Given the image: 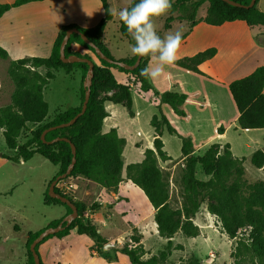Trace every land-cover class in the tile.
<instances>
[{
    "label": "trees",
    "instance_id": "1",
    "mask_svg": "<svg viewBox=\"0 0 264 264\" xmlns=\"http://www.w3.org/2000/svg\"><path fill=\"white\" fill-rule=\"evenodd\" d=\"M37 1L44 0H16L11 4L0 2V19L13 8ZM100 1L103 6L104 17L96 26L91 28H83L75 24L63 26L54 41L52 52L48 57H27L13 61L17 69L11 75L17 87L12 96L11 104L0 107V128L4 130L3 135L8 148L16 152L15 156H7V158L20 163L31 160L35 155H40L57 166L58 172L47 185V199L45 202L63 206L66 209V216L72 213V209L60 200L51 198L49 196V187L52 181L65 173L72 164L71 143L76 147V163L71 174L63 180L83 177L98 183L104 188L115 191L123 181L122 154L126 140L119 137L116 129H112L105 134L102 133L103 120L108 115L104 106L106 101L122 104L132 114V85H140L142 91L153 90L155 95L160 98L161 104H168L177 115L186 117V112L183 109V105L187 100L186 94L174 91L160 93L154 89L149 79L141 75V71L148 67L150 56H144L140 65L132 71L98 58L100 65H94L91 96L86 112L73 125L53 129L46 134L47 141L62 138L68 139L70 142L59 140L53 144H46L42 141L41 136L45 130L67 123L77 116L82 110L85 99L86 89L84 81L89 65L87 63H63L60 58L61 43L69 29L77 28L114 62H124L133 65L138 58L137 55H134L131 59L116 60L104 45L103 34L107 24L113 19V15H110L108 11L110 9L108 0ZM234 1L242 5H249L251 2V0ZM259 1L257 0L256 4L251 8H243L232 6L223 0H174L172 9L168 12L169 16L166 18L164 29H170L171 24L175 20L186 21L187 30L183 33L184 40L199 22H205L212 26H221L225 23L243 21L250 28H264V12L257 7ZM138 2L139 0H132L127 7L130 8ZM205 4H208L209 7L204 16L199 18V10ZM119 31L122 37L127 39L130 44L134 43L121 21L119 22ZM74 43L87 48L96 55L95 50L86 44L80 35L72 34L66 46L67 56L77 55L91 59L87 55H81L79 52L74 51L72 48ZM216 54V48H209L193 56L176 60L175 64L184 69L203 74L199 69V65L213 58ZM8 58V51L0 46V59L7 60ZM41 67L47 68L46 74L42 75L37 70ZM75 68L82 71L80 105L58 113L50 122H46L43 126L32 131L28 140L21 145L19 138L21 133L28 128V125H39L48 116L49 106L44 99V90L55 77L53 71L64 69L70 73ZM120 73L131 76L129 84L120 85L118 83L117 77ZM112 90H116V93L112 96L106 95L100 98L102 93ZM229 91L239 112V127L241 129H264V65L257 67L250 75L232 81L229 84ZM158 108L160 110L159 106ZM150 124L155 130L154 146L156 151L148 149L145 152V159L141 163L128 165L127 179L144 192L154 207V219L158 233L161 237L168 239V243L166 248L158 253V257L145 259L146 250L141 243L142 237L137 236L132 238V244H125L120 247L121 253L129 258L131 264H165L171 255L174 245L172 239L178 230H181L185 237H198L199 228L190 220V215L199 212L206 197H215L218 204L210 202L207 206V211L218 219L230 239L238 237L239 229L250 228L248 236H246V232H241V237H238V244L233 253L235 258L233 264H248L249 259H257L264 262V181L251 184L244 179L241 162H244L246 158L235 157L229 144L222 147L223 153H221L222 148L215 144L210 146L203 155H195L192 139L180 135L161 110L159 116H153ZM164 129H167L171 135H176L182 143L181 152L185 166L181 181L185 190V203L181 212L184 213L185 221L178 225L174 222V216L181 212L175 211L170 207L171 196L168 191V176L159 166V159L163 161L171 159L163 150L162 133ZM218 132L223 133L222 126L218 129ZM250 162L256 168H263L264 152L261 150L254 152L250 157ZM197 165H201L204 174L210 176L209 180H201L196 176ZM228 167L234 170L238 179L230 187L225 188L222 184V175L223 171ZM55 191L69 198L77 206L78 217L69 227L47 237L37 246L36 250L40 256L41 264L45 263L39 252L40 246L51 238L66 237L74 229L79 235L90 237L95 243L91 252L100 254L101 249L108 241L99 233L96 225L89 220L88 207L84 203L75 202L71 196L64 194L57 186ZM94 207H97V205H93L91 209H95ZM62 220L63 218L53 221L41 230L28 233L25 244L27 264H35L30 250L32 242L45 229L57 227ZM14 229L17 232L19 231L18 226H15ZM176 249H182V246L177 245ZM189 264H200V261L192 258Z\"/></svg>",
    "mask_w": 264,
    "mask_h": 264
},
{
    "label": "crops",
    "instance_id": "2",
    "mask_svg": "<svg viewBox=\"0 0 264 264\" xmlns=\"http://www.w3.org/2000/svg\"><path fill=\"white\" fill-rule=\"evenodd\" d=\"M14 1L16 0H0L2 3L9 4ZM131 1L132 0H108L110 8H115L117 10L127 7ZM262 2L263 0H260L257 7L260 11L264 12ZM24 12H26L25 14H29L26 20L24 19L25 21L16 22L17 16ZM168 16L169 13L155 20L158 33L164 30L165 21ZM203 16L204 14L199 16V18ZM103 17L104 10L100 0H44L31 2L11 9L0 19V46L8 51L9 58L14 61L24 58L23 55L19 56V54L15 55V53H13V48L11 49L10 46L15 45V42L22 47L29 42L27 46L30 45L33 50H31V53H27L25 55L26 57H46L51 54L54 41L63 26L75 24L83 28H91L96 26ZM119 22L118 16H113V19L107 24L103 34V43L109 49L113 57L115 48L113 47L112 40L115 38L109 39L108 30L110 25L113 24L117 29V34H120ZM180 25H187V23L186 21L175 20L171 24V28L165 31V34L174 31V29ZM17 26L20 27L17 29ZM237 30L245 31V36L248 37L246 44H243L244 52L247 53H244L242 56H240L242 47L236 49L235 47L231 48L225 45V41L230 37L234 38L240 35L239 32L235 34ZM17 31L25 35L18 38L9 37L12 33ZM45 34L48 35L44 38ZM120 37V40L125 39L121 34ZM259 40L264 41V28H250L243 21L225 23L221 26H212L205 22H199L192 28L182 42L178 51L177 60L193 56L209 48H216L217 54L199 65V69L203 74L184 69L174 63L165 67L164 75L160 79L154 81L149 79L154 89L160 93L174 91L187 95V100L183 105L186 117L177 115L168 104H161L160 98L155 95L153 90L148 92L142 91L140 85H132V114L122 104H115L109 101L105 102V111L108 115L103 120L102 133L105 134L112 129H116L119 137L126 140V145L122 154L123 181L115 191L104 188L98 183L83 177L67 180L68 183L73 185L68 195L71 196L75 202L84 203L88 207L89 220L96 225L99 233L105 239L111 241L114 237H107L102 234L100 225H102V227L107 225L103 217H111V213L117 210L122 203H127L129 199L125 193L136 186L127 179L128 165L141 163L145 159L146 150L151 149L156 151L154 146L155 130L150 123L154 115L159 116L160 110L180 135L192 139L195 155H203L210 146L215 144L219 145L221 148L229 144L233 155L237 158H249L257 151H254L251 155H242L243 153L241 152L246 144L241 145L238 141L234 143L229 137L230 120H233V123H236L238 126L235 128L236 132L240 131L244 134H264V129H241L239 127V112L230 94L229 84L236 79H241L250 75L257 67L264 65V43H261ZM45 41L46 43H44ZM44 46L45 50L43 52L45 53L42 54L40 52L44 49ZM72 48L81 55L89 56L95 64L100 65L97 57L87 48L77 43H74ZM133 57L134 55L132 53H127L125 56L117 57V60L131 59ZM153 63L150 57L148 66ZM42 68L45 67H41L37 70L41 73ZM45 69L47 73L48 70L47 68ZM78 70L81 72L80 77L82 85V71L80 69L75 68L70 73L64 71L67 74H72L74 71ZM55 71L57 70H54L53 73ZM130 78L131 76L129 74L120 73L118 74L117 81L120 85H127L129 84ZM81 85L77 89L78 103L69 108H75L80 105ZM114 93H116V90L104 92L101 94L100 98L106 95L112 96ZM143 114L146 124L145 128L141 121ZM221 126L223 127V133L218 132ZM2 131L4 130L2 129ZM162 141L164 144L163 150L171 159L166 161L159 159V166L163 171L172 172L178 165L184 164V158L181 152L182 143L176 135H171L167 129L163 130ZM201 171V165H197V177L207 181V175L202 174ZM44 204L59 207L57 215L48 221L45 227L51 222L66 216V209L63 206L47 204L45 199ZM93 205H97V207L92 210L91 207ZM121 215L126 218L129 214L126 210H123L121 211ZM154 215L155 209L150 203L146 215L139 212L134 214L135 220L133 227H131V231L137 230L141 233L140 227H148L150 219H153L152 226L155 227L156 225L157 227ZM128 224H131V222H128ZM38 230L28 231V233ZM74 233H77L76 229L72 230L66 237H54L43 243L39 248L43 262L45 264H65L66 262V264H78L77 259L72 261H65L63 259L64 253L70 249L69 238ZM48 244H57L51 254L48 252L49 249L46 248ZM94 245V241H90V247L92 248ZM119 259L120 255L117 256V262L109 263L104 258L103 254L95 255L91 252L90 256V261L94 264H118Z\"/></svg>",
    "mask_w": 264,
    "mask_h": 264
},
{
    "label": "rangeland",
    "instance_id": "3",
    "mask_svg": "<svg viewBox=\"0 0 264 264\" xmlns=\"http://www.w3.org/2000/svg\"><path fill=\"white\" fill-rule=\"evenodd\" d=\"M208 7V4L203 5L198 15L201 16L205 14ZM262 7L264 8V0L262 2ZM25 13L26 12L19 14L16 18V22L25 21L29 16V14ZM182 26L184 27V32H186L187 25ZM19 27L17 26V29ZM165 31L166 29L163 31L161 30L159 34L163 36L165 35ZM237 32H239L241 36L234 35V38L230 37L225 41V45L231 48L235 47L236 49L242 47V52L240 54V56H242L244 53H247L244 52L243 44H246L248 37L245 36L246 33L243 30H237L235 34ZM23 35L25 34L17 31L12 33L9 37L18 38ZM47 35L48 34H45L44 38L47 37ZM108 37L109 39L115 38L112 40V43L115 48L114 57L116 60L117 57L125 56L127 53L131 54L129 41L126 39L120 40V34H117V29L113 24L110 25L108 30ZM260 42L264 43V41ZM28 43L22 47L15 42V45L10 47L11 49L13 48V53H15V55L19 54V56L23 55L24 58H27L25 55L31 53V50H33L30 45L27 46ZM44 43H46V41ZM44 50L45 46L42 51L40 50V53H45L43 52ZM13 61L14 60L11 58L7 60L0 59V107L11 104L12 96L17 87L11 75V73L17 69ZM41 73L45 74L46 69L42 68ZM54 73L55 78L50 81L49 85L44 90V99L49 106L48 116L46 120L39 125H28V128L21 133L19 138V143L21 145L28 140L32 131L43 126L46 122H50L58 113L78 103L77 89L81 85V72L78 70L74 71L72 74H67L64 70L60 69ZM143 116L144 114L142 115L141 121L145 128L146 124ZM229 123H231L229 137L232 141L234 143L238 141L241 145L246 144L241 152L243 153L242 155H251V153L256 150L264 152V134H244L240 131L236 132L235 128L238 127L236 123H233V120H230ZM3 132L4 131L0 128V264H26L25 244L28 231H35L45 227L46 223L55 217L59 211V207L44 204V199H47V185L58 172V167L40 155H35L27 162L16 163L9 160L7 156L13 157L16 152L8 148ZM221 153H223V148L221 149ZM241 163L244 179L248 183L255 184L264 181V167L259 169L253 166L250 162V157L246 158V160ZM184 166L185 164L178 165L172 172L164 171L168 176V191L171 196L169 201L170 207L180 212L185 203V190L181 181ZM201 172L204 174L203 171ZM209 179L210 176H207V180ZM237 179V174L229 167L223 171L222 184L225 188L230 187ZM67 183V180H63L56 186L60 189ZM69 192L68 194H70ZM125 195H127L129 199L128 202L122 203L117 210L111 213V217H103L107 225L105 227L100 225L101 232L104 236L114 237L111 241L106 239L108 243L114 246L105 248L104 245L100 254H103L104 258L109 263L117 262V256L120 255L118 264H130L129 258L121 253L120 247H123L125 244H132L133 237L141 236V243L146 250L144 258L158 257V253L166 248L168 239L159 235L156 225L155 227L152 226L153 219L149 220L148 227H140L141 233L137 230L131 231V227H133L135 220L134 214L137 212L143 215L147 214L150 203L146 195L136 186L132 187ZM210 202L218 204L215 197H206L199 212L190 215V220L199 228L198 237H185L181 230H178L172 239L174 244L173 249L165 264H189L192 258L198 259L200 264L234 263L235 258L233 253L238 244V237H241V232H246V236H248L250 228L245 227L239 229L238 237L230 239L224 232L218 219L208 213L207 206ZM123 210H126L129 214L126 218L121 215V211ZM184 221V213L181 212L174 216V222L177 223V225ZM128 222H131V224H128ZM15 226L19 227L18 232L15 231ZM69 241L70 249L64 253L63 257L65 261L77 259L78 264H94L90 261L92 249L90 247V241H92L90 237L79 236L77 233H74L70 236ZM177 245H181L182 249H176ZM56 246L57 244H48V246H46V248L49 249V254L52 253ZM94 254L96 255L97 253ZM248 264H264V262L257 259H249Z\"/></svg>",
    "mask_w": 264,
    "mask_h": 264
},
{
    "label": "clouds",
    "instance_id": "4",
    "mask_svg": "<svg viewBox=\"0 0 264 264\" xmlns=\"http://www.w3.org/2000/svg\"><path fill=\"white\" fill-rule=\"evenodd\" d=\"M173 3L174 0H139L130 8L108 10L110 15L118 16L134 41L129 45L131 53L152 58L154 63L144 68L141 75L153 81L164 75L166 66L175 63L183 42L182 25L161 36L155 23L157 18L165 16L172 9Z\"/></svg>",
    "mask_w": 264,
    "mask_h": 264
},
{
    "label": "water",
    "instance_id": "5",
    "mask_svg": "<svg viewBox=\"0 0 264 264\" xmlns=\"http://www.w3.org/2000/svg\"><path fill=\"white\" fill-rule=\"evenodd\" d=\"M223 1L228 3V4H230V5H232V6L243 7V8H251L257 2V0H251L249 5H242L241 3L237 2V1H234V0H223ZM72 34L80 35L82 40L95 50V54H96L95 56L97 58L105 60V61H107L108 63H111V64L115 63L118 66H120L122 68H125L126 70L132 71V70L136 69L140 65L141 60L143 58L141 56H138L135 64H133V65H129V64H126L124 62H114L112 59L108 58L102 52V50L99 47H97L93 42H91L89 40V38L86 35H84L83 33H81L77 28L69 29L66 32V34L64 36V39H63V41L61 43L60 58H61L63 63H70V64H73V63H87L89 65V68H88V71H87V75H86V78H85V81H84V87L86 89L85 99H84V102H83V106H82L81 112L79 114H77V116H75L72 120H70L67 123L60 124V125L55 126V127H51V128L45 130L42 133L41 139L46 144H53V143H55L56 141H59V140H66V141L70 142V140L62 139V138H58V139H55V140H52V141H47L46 140V134L50 130L57 129V128L69 127V126L73 125L77 121V119L86 112L87 106H88V102H89L90 96H91V87H92L93 78H94V65H95V63L91 59L82 58V57H79L77 55H70V56L66 55V46H67V44L69 42V39L72 36ZM71 148H72V153H73L72 164L68 167V169H67V171L65 173L59 175L54 181H52V183L50 184V187H49V196L51 198L58 199L62 203H65L68 206H70V208L72 209V213H70L67 216H65L63 218L62 222L57 227H50V228L45 229L32 242V244L30 246V250H31V252L33 254L35 264H41L40 256H39V254L37 253V250H36L37 246L41 242H43V240L46 239L47 237H49L51 235H55V234L63 231L65 228L69 227L72 224V222L78 217L77 206L69 198H67V197H65V196H63V195H61V194H59V193H57L55 191V187L58 184V182L60 180H63L65 178H67L71 174L73 169H74V166H75V163H76V147H75V145L73 143H71ZM111 246H114V245L111 244V243H107L105 245V248H109Z\"/></svg>",
    "mask_w": 264,
    "mask_h": 264
},
{
    "label": "built area",
    "instance_id": "6",
    "mask_svg": "<svg viewBox=\"0 0 264 264\" xmlns=\"http://www.w3.org/2000/svg\"><path fill=\"white\" fill-rule=\"evenodd\" d=\"M73 188L71 183H67L63 188H60L64 194H68V192Z\"/></svg>",
    "mask_w": 264,
    "mask_h": 264
}]
</instances>
